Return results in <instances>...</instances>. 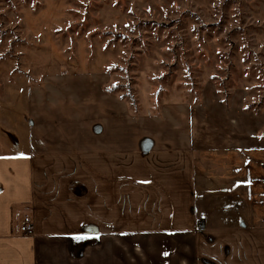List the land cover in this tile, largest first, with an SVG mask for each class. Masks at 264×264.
I'll return each instance as SVG.
<instances>
[{
    "label": "crops",
    "instance_id": "1",
    "mask_svg": "<svg viewBox=\"0 0 264 264\" xmlns=\"http://www.w3.org/2000/svg\"><path fill=\"white\" fill-rule=\"evenodd\" d=\"M248 96L174 105L124 147L120 120L60 132L34 114L0 132V264H122V249L132 263L264 264V203L249 209L243 190L264 178V101Z\"/></svg>",
    "mask_w": 264,
    "mask_h": 264
},
{
    "label": "rangeland",
    "instance_id": "2",
    "mask_svg": "<svg viewBox=\"0 0 264 264\" xmlns=\"http://www.w3.org/2000/svg\"><path fill=\"white\" fill-rule=\"evenodd\" d=\"M244 88L249 105L264 101V0H0L2 133L28 131L34 114L60 132L71 117L85 119L78 130L120 120L124 147L174 105ZM253 182L249 209L264 203V178ZM140 259L122 249V264Z\"/></svg>",
    "mask_w": 264,
    "mask_h": 264
},
{
    "label": "built area",
    "instance_id": "3",
    "mask_svg": "<svg viewBox=\"0 0 264 264\" xmlns=\"http://www.w3.org/2000/svg\"><path fill=\"white\" fill-rule=\"evenodd\" d=\"M19 231L25 237L33 236L32 226L28 222L22 223L20 228H19Z\"/></svg>",
    "mask_w": 264,
    "mask_h": 264
},
{
    "label": "snow or ice",
    "instance_id": "4",
    "mask_svg": "<svg viewBox=\"0 0 264 264\" xmlns=\"http://www.w3.org/2000/svg\"><path fill=\"white\" fill-rule=\"evenodd\" d=\"M81 238H85V237H77V239H81ZM165 255H167V253H165Z\"/></svg>",
    "mask_w": 264,
    "mask_h": 264
}]
</instances>
